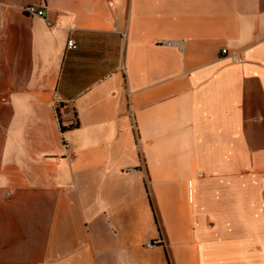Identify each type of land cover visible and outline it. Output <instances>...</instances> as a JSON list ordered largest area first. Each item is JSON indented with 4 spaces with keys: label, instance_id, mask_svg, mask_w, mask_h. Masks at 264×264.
Instances as JSON below:
<instances>
[{
    "label": "crops",
    "instance_id": "0c3cea01",
    "mask_svg": "<svg viewBox=\"0 0 264 264\" xmlns=\"http://www.w3.org/2000/svg\"><path fill=\"white\" fill-rule=\"evenodd\" d=\"M0 264H264V0H0Z\"/></svg>",
    "mask_w": 264,
    "mask_h": 264
},
{
    "label": "built area",
    "instance_id": "2783aa9c",
    "mask_svg": "<svg viewBox=\"0 0 264 264\" xmlns=\"http://www.w3.org/2000/svg\"><path fill=\"white\" fill-rule=\"evenodd\" d=\"M21 14L26 17H37L44 18L45 16V8L35 7V6H25L21 8ZM67 47L69 49H75L74 42L72 40L67 41ZM219 57L221 60H226L230 63H241L242 59L239 58L236 54L229 53L225 48H222L219 53ZM158 245L157 241L148 242L146 247L153 248Z\"/></svg>",
    "mask_w": 264,
    "mask_h": 264
},
{
    "label": "rangeland",
    "instance_id": "374dc122",
    "mask_svg": "<svg viewBox=\"0 0 264 264\" xmlns=\"http://www.w3.org/2000/svg\"><path fill=\"white\" fill-rule=\"evenodd\" d=\"M22 8V7H21ZM21 8H19V12L21 13Z\"/></svg>",
    "mask_w": 264,
    "mask_h": 264
}]
</instances>
